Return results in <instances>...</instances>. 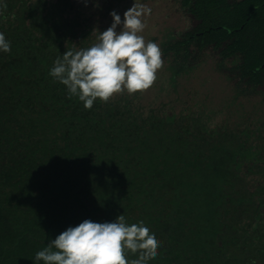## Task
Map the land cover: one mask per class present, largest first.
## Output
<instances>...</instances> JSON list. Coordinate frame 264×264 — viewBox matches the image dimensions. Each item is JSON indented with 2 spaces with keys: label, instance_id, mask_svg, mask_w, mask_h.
Returning <instances> with one entry per match:
<instances>
[{
  "label": "trees",
  "instance_id": "trees-1",
  "mask_svg": "<svg viewBox=\"0 0 264 264\" xmlns=\"http://www.w3.org/2000/svg\"><path fill=\"white\" fill-rule=\"evenodd\" d=\"M93 6L0 0V264L121 214L160 241L148 264H264V0H180L155 83L85 109L49 71L108 28Z\"/></svg>",
  "mask_w": 264,
  "mask_h": 264
},
{
  "label": "clouds",
  "instance_id": "clouds-1",
  "mask_svg": "<svg viewBox=\"0 0 264 264\" xmlns=\"http://www.w3.org/2000/svg\"><path fill=\"white\" fill-rule=\"evenodd\" d=\"M7 7L6 4L3 5ZM146 4L134 3L123 19L112 10L111 25L99 31L96 42L80 50H66L57 57L49 75L66 86L69 98L77 97L85 109L94 101L108 102L125 91L131 95L148 90L163 67L160 46L141 35ZM119 26V30L118 29ZM0 51L10 52L11 42L0 32ZM160 241L144 223H126L124 215L113 222L84 219L69 226L47 247L36 252L34 264H148L158 255ZM131 253L136 258L128 259Z\"/></svg>",
  "mask_w": 264,
  "mask_h": 264
},
{
  "label": "rangeland",
  "instance_id": "rangeland-1",
  "mask_svg": "<svg viewBox=\"0 0 264 264\" xmlns=\"http://www.w3.org/2000/svg\"><path fill=\"white\" fill-rule=\"evenodd\" d=\"M98 8L93 6L91 9L95 13V27L105 28L112 23V16L109 14L112 10L116 12L123 19V13L132 6L134 0H97ZM137 3L146 4L151 8V13L145 15L142 19L146 27L141 35L146 41L155 38L153 42L160 45L164 38H169L171 35L178 37L185 29L187 13L181 9L180 0H136ZM104 15V16H103ZM188 27V26H187ZM186 27V28H187ZM119 30V26L118 29ZM159 40V41H158ZM207 65V64H205ZM207 66H203L201 70L192 73V77L188 81L183 77L181 80L182 88H187L191 92V87L196 85L193 77L199 79L200 76L206 75ZM223 86V83L220 84ZM191 98V95L189 96ZM257 259L254 260L256 262Z\"/></svg>",
  "mask_w": 264,
  "mask_h": 264
}]
</instances>
